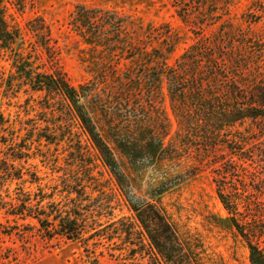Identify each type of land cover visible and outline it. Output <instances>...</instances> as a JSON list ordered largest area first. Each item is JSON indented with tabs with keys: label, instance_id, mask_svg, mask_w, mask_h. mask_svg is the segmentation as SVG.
<instances>
[{
	"label": "rangeland",
	"instance_id": "obj_1",
	"mask_svg": "<svg viewBox=\"0 0 264 264\" xmlns=\"http://www.w3.org/2000/svg\"><path fill=\"white\" fill-rule=\"evenodd\" d=\"M0 9L14 35L8 45L0 40V141L13 139L24 152L29 148L30 156L20 163V180L0 181V264H148L137 253L131 256L135 245L114 229L135 223V215L66 97L41 91L37 83L57 73L74 87L106 76L97 90L101 95L94 93L80 104L137 196L148 199L159 184L182 177L155 203L193 264H250L248 249L217 198L210 171L194 154L163 159L135 173L112 134L114 128L126 129L122 119L142 100L136 97L140 90H152L154 97L148 101L160 102L170 112L166 72L181 70L182 56L192 49L204 68L212 54L235 58L240 81L248 82L256 70L255 58L262 57L264 0H0ZM153 73L160 74L161 95L153 92ZM102 105L111 109L108 118ZM175 128L174 122L172 132ZM80 179L103 190L99 194L87 189L103 204L107 238L94 245L63 238L48 241L36 219L22 209L14 215L11 202L17 194L38 188L31 180L61 185Z\"/></svg>",
	"mask_w": 264,
	"mask_h": 264
},
{
	"label": "trees",
	"instance_id": "obj_2",
	"mask_svg": "<svg viewBox=\"0 0 264 264\" xmlns=\"http://www.w3.org/2000/svg\"><path fill=\"white\" fill-rule=\"evenodd\" d=\"M11 33L0 9V40L4 45L13 42ZM193 51L182 56L181 70L166 72L170 112L160 102L158 106L152 101V90L144 94L140 90L136 97L142 100L122 119L126 129L118 132L114 128L112 137L135 173L163 159L194 154L201 167L210 171L217 198L230 226L245 243L250 264H264V41L262 57L255 58L256 70L248 82L240 81L235 58L212 54L209 65L204 68ZM249 60L242 62L249 64ZM151 76L157 82L153 92L161 95L160 74ZM42 79L37 81L42 86L41 91L58 92L66 97L81 128L133 211L135 223L127 224L125 229L114 227L123 233L129 245H135L130 249L131 256L137 253L139 260L147 258L148 264H193L172 225L155 203L158 197L177 186L182 177L159 184L150 191L148 199L137 196L111 148L80 104V100L94 93L93 97L101 95L97 90L106 76L102 75L101 81L94 78L78 87L71 86L61 73ZM101 108L105 117L112 115L107 105ZM110 119L108 121L113 123ZM174 122L176 128L172 132ZM3 124L1 119L0 126ZM0 142L5 146V150L0 151V181L20 180L23 170L20 163L30 158L29 148L24 152L13 139ZM37 181H30L38 187L36 192L17 194L16 202H11L16 208L15 216L22 209L26 216L36 219L48 241L63 238L92 241L94 245L93 242L108 237L110 232L102 231L103 204L91 198L87 191L91 187L92 192L102 193L96 183L80 179L66 180L61 185L49 182L42 185ZM29 204L34 212L27 208ZM135 240L138 244L132 242Z\"/></svg>",
	"mask_w": 264,
	"mask_h": 264
}]
</instances>
